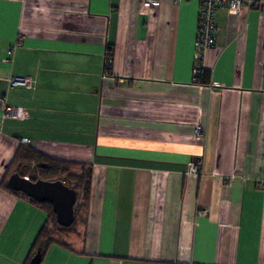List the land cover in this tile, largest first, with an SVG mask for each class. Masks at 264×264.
<instances>
[{"label":"crops","instance_id":"crops-1","mask_svg":"<svg viewBox=\"0 0 264 264\" xmlns=\"http://www.w3.org/2000/svg\"><path fill=\"white\" fill-rule=\"evenodd\" d=\"M199 14V0H0V96L23 109L0 123V183L21 143L92 166L68 238L80 254L52 246L42 264H264L263 9L219 10L207 85ZM46 218L0 189V264L25 263Z\"/></svg>","mask_w":264,"mask_h":264},{"label":"trees","instance_id":"trees-1","mask_svg":"<svg viewBox=\"0 0 264 264\" xmlns=\"http://www.w3.org/2000/svg\"><path fill=\"white\" fill-rule=\"evenodd\" d=\"M264 1V0H263ZM111 60L108 58V61ZM110 67V65H109ZM210 74L204 70L197 77L196 83L207 85L210 83ZM13 174H18L23 178H28L32 182L61 181L77 193L74 207V222L70 227H62L58 224L53 207L48 202H36L21 192H15L8 186V180ZM92 166L83 163H74L50 158L33 147L21 143L11 160L5 176L0 183V189L13 194L20 199L30 203L46 214V222L40 230L30 256L24 264H33L32 260L40 251L41 263L52 246H59L69 252L78 253L69 243L71 236L83 237L82 231L85 229L88 218L90 202Z\"/></svg>","mask_w":264,"mask_h":264},{"label":"built area","instance_id":"built-area-1","mask_svg":"<svg viewBox=\"0 0 264 264\" xmlns=\"http://www.w3.org/2000/svg\"><path fill=\"white\" fill-rule=\"evenodd\" d=\"M200 2V14L198 22V33L194 43V69L193 76L194 82H197V77L200 76L204 69V57L207 51L212 49L215 44V34L217 30V15L219 10L228 9L232 12H237L241 8H247L249 10L261 6L264 16V1L263 0H199ZM155 4V0H143V5L147 8H151ZM19 41V40H18ZM15 45H17L19 42ZM15 46L9 48L6 52V57L3 58V62L8 64L11 62ZM109 64L111 60L108 61ZM11 86L30 87L31 80L28 78L15 77L10 80ZM0 111L2 113L0 117V123L6 119H20L23 116V109L9 105L6 102V98L0 96ZM205 135L203 129L198 126L195 129V136L197 138H203ZM198 163L190 165V171L197 172ZM200 216L205 217L206 211H201Z\"/></svg>","mask_w":264,"mask_h":264},{"label":"water","instance_id":"water-1","mask_svg":"<svg viewBox=\"0 0 264 264\" xmlns=\"http://www.w3.org/2000/svg\"><path fill=\"white\" fill-rule=\"evenodd\" d=\"M8 186L13 191L21 192L36 202L50 203L60 226L70 227L73 224L77 193L63 182L43 180L32 182L28 178L13 174L8 180ZM32 263H41L40 251L35 255Z\"/></svg>","mask_w":264,"mask_h":264}]
</instances>
